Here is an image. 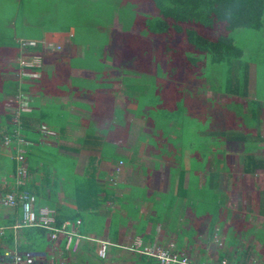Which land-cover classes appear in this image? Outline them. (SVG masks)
Instances as JSON below:
<instances>
[{
	"label": "crops",
	"instance_id": "obj_1",
	"mask_svg": "<svg viewBox=\"0 0 264 264\" xmlns=\"http://www.w3.org/2000/svg\"><path fill=\"white\" fill-rule=\"evenodd\" d=\"M143 8L138 4L132 23L127 25L129 19L124 20L118 11L108 15L109 23H100L103 18L97 15L91 17L94 26L107 36L99 46L92 45L87 35L71 32L72 24L47 33L12 31L17 45L0 53V195L19 190L16 171L22 155L28 171L22 189L36 195L35 209L46 208L67 220L74 235L69 242L64 235L51 241L48 233L36 226L14 228L21 219V207L0 205L4 232L0 264H11L6 255L15 249L43 252L60 264H157L154 258L123 247L133 243H158L195 260L227 257L235 264H264V252H260L264 244V173L243 170L245 189L251 194L244 215L237 203L230 206L237 174L221 143L216 146L219 151L214 147V154H208L206 141L202 146L185 143L175 135L178 127L172 123H167L163 137L154 135L158 126L145 117L152 104H143L142 98L134 95L136 86L146 90L144 78L149 74L143 71L153 61L166 78L168 75L163 52L153 54L151 43L143 41L142 25L157 15L138 11ZM29 10L10 17L9 26L27 29ZM23 41L35 45L23 46ZM127 59L137 62L133 65ZM229 66L233 79L246 67L248 82H238L236 93L224 87L214 93L238 100L224 103L228 105L225 110L237 114L238 108L254 134L246 142L230 141L256 154L254 149L264 148V139L255 134L264 138L259 129L264 68L257 79L253 60L242 57ZM220 80L226 82L223 76ZM156 93L157 106L166 109V95L159 89ZM22 94L29 98L23 108L18 101ZM247 100L260 102L257 114ZM42 125L48 131L43 132ZM241 126L234 123L232 129L240 131ZM5 135L10 136L7 145ZM244 160L242 154L241 162ZM208 179L215 185L213 189ZM208 194L215 202L213 210L204 203ZM224 228L225 248H215L211 235ZM101 241L110 243L105 257L99 254ZM244 243V250L237 247Z\"/></svg>",
	"mask_w": 264,
	"mask_h": 264
},
{
	"label": "rangeland",
	"instance_id": "obj_2",
	"mask_svg": "<svg viewBox=\"0 0 264 264\" xmlns=\"http://www.w3.org/2000/svg\"><path fill=\"white\" fill-rule=\"evenodd\" d=\"M73 1L75 3L73 2L72 4L68 0H0V53H2L3 50L12 49L13 45H11L10 42L12 40H16L11 34L14 30L17 32V34L26 33V31L28 34L29 32L47 33L54 29L58 30V28L64 29L66 26L69 28L72 27V25L73 27L69 29L71 32L73 31V33L79 34L80 37L81 35H87L86 37H88L92 45L94 44L99 46L101 42H106L107 36L102 34V32L94 26L95 22L94 19L91 20V17L94 18V15H97L95 17H98V19L103 18V21L100 23H109L108 19L110 17H108V15L114 11H118L122 13L124 20L129 19L125 22L127 25V22L128 24L132 23L131 18L134 16V12L136 10V6L133 5V1L136 0H96L95 3L91 2V0ZM145 2L147 1H142V4L139 3V5L144 8L138 9V11L149 15L156 14V12L152 11L153 9L151 10V6L149 7L148 4L145 5ZM27 8L30 9L28 11V20L26 22L27 29L25 26L17 25L15 28L9 26V18L19 14L21 11L24 12L25 9L27 10ZM140 15L142 16L144 14L140 13ZM142 19L143 22L146 21V18H138L139 21H142ZM117 26H120V23H118ZM143 26H147V23H144ZM141 35L144 39L143 41L151 43L150 48L153 49V54L157 55L164 51V45L166 43H171L173 46L179 48L181 45L180 42L184 40L182 35H178L176 37L177 39H173L168 36L155 34L148 29L143 30ZM230 35L235 38V41L237 42L236 44L242 48L244 60H253L256 66L257 79L260 76L262 77V71L264 68V23L261 29L238 28L232 31ZM130 41H127V43H130ZM148 43H145L144 45ZM111 44L112 43H110L108 46ZM183 47L184 51L186 45L184 44ZM151 56L153 60L154 57L153 55ZM127 60V62L134 63L133 65L136 64L135 62H137V60ZM155 61L148 64V66L145 67L147 69H144L143 71L144 73L149 74V77L145 76L146 78H144L148 82L146 85V90L141 91L138 86H136V89L133 90L136 99L142 98L143 104L148 102L152 104L151 110L148 112V114L145 113V117L148 118L147 120L149 121V124L158 126L157 131L153 134L158 135V137H163V134L167 131H165L167 123H172L174 127H178L177 129H174L175 135L180 137L179 139L185 141V143L191 141V144L196 143V145L202 146L204 145V141H206L208 145L206 147L208 154H214V147L217 148L221 143L220 148L224 149L227 152V156L229 155L228 157L231 158V168L237 174V190H235L232 194L233 197H230V199H232L230 200V206H235L237 203L238 206L240 205L241 213H244L245 215L247 203L251 201V194L248 189H245L247 178L244 175L246 172L243 173V163L241 162L242 154L245 155V152H243V149L239 143H232V141L226 142L224 139H222L223 137L211 136L207 135L205 132H202L205 130L216 129L225 130L227 127L228 129L233 130L232 126L234 123L237 124L239 122L242 124V131H245V134H249V136L252 137L253 133L246 121L244 123V116L238 114V108L235 110L237 114L229 113L232 109L228 108L230 110L229 112L225 110V108H227L226 106L228 105L225 106L224 103L238 100L214 93L216 90L220 91L223 87V84L220 82L221 75L219 72H217V70L213 72L212 69H209L208 67H201L199 70L190 71L189 69L187 70L184 62L180 63V61H178V63H180L178 65L179 74L173 78L170 76V65L165 61L164 67L168 71L166 78L165 74H163L165 71L163 70L164 72H161L157 66L155 67ZM205 76L211 78L209 79V82H206ZM168 77L173 80H168ZM145 80H143V83ZM161 81L164 82L162 83ZM159 86H161L162 90L159 88ZM249 87L251 89L252 85ZM157 89L163 92L166 95V99L169 101L167 103L168 107H166V109L157 106L156 104V98L158 99V95L156 93ZM218 102H222L223 104ZM240 102L244 104L245 101L244 99H240ZM260 112L261 122L259 129L263 134L264 101ZM180 113L181 116L179 115ZM217 149L218 151L220 150L219 148ZM253 151L256 153V155L264 156V148L262 146L254 149ZM194 159L196 158H193V160ZM213 200L214 199H212L209 194L204 198V203L209 207L210 210H213L212 206L215 204ZM203 205L204 204H201V206ZM212 213L213 211H211L210 214ZM256 214L257 212H255V215ZM233 215L235 216L234 213ZM212 216H215V213L212 214ZM247 230L250 231L249 229ZM225 232V228L220 231L215 229L211 235V244L216 246L215 248H225ZM236 232L235 234H237ZM233 233L234 230L231 228L229 234L232 235ZM226 245H228V243ZM228 246L227 248L229 249ZM237 247L244 250L247 248V244H238ZM260 252H264L263 243L260 245Z\"/></svg>",
	"mask_w": 264,
	"mask_h": 264
},
{
	"label": "trees",
	"instance_id": "obj_3",
	"mask_svg": "<svg viewBox=\"0 0 264 264\" xmlns=\"http://www.w3.org/2000/svg\"><path fill=\"white\" fill-rule=\"evenodd\" d=\"M142 1L149 2L153 11L158 13L149 18L146 22L147 26L142 25V31L148 29L155 34L173 39L178 35H182L184 38L180 42L179 48L171 43L164 45L163 57L170 65L171 77L175 78L179 74L178 65L184 62L187 70L190 71L199 70L201 67H208L213 72L217 70L221 77L226 79L223 87L230 93L238 92V82L241 83V80L245 84L248 82L249 73L246 67L242 70L243 73L234 74V79L231 77L229 65L232 60L242 59L243 50L236 44L235 38L230 33L238 28L261 29L264 23V0H136L133 1V5L137 7ZM10 43L13 46L17 45L15 40ZM184 44L186 51H183ZM205 78L208 81L211 79L207 76ZM247 102L250 103L253 113L257 114L260 102L256 100H247ZM205 133L223 137L224 140L242 142H246L249 136L242 130L216 129L207 130ZM255 134L256 138L264 139L259 133ZM243 150L245 151L244 172L264 173V156L250 153L249 147H245ZM213 166L215 167V164L211 165L212 169ZM209 179V188L213 189L215 185ZM17 184V188L21 190L24 182ZM54 220L55 225H60L64 218L59 216V213H54ZM38 229L47 232L44 228L38 227Z\"/></svg>",
	"mask_w": 264,
	"mask_h": 264
},
{
	"label": "built area",
	"instance_id": "obj_4",
	"mask_svg": "<svg viewBox=\"0 0 264 264\" xmlns=\"http://www.w3.org/2000/svg\"><path fill=\"white\" fill-rule=\"evenodd\" d=\"M23 46H34L33 41H23L21 42ZM34 74V73H30ZM36 75V73H35ZM28 96L20 95L19 105L21 108L27 107ZM17 119H13L16 123ZM43 132L48 130L42 125ZM18 141H23V139L14 133ZM10 142V136H4V144L7 145ZM19 165L16 171V177L18 183H23L28 177V172L26 165L24 163V157L22 155L18 156ZM36 202V195L26 189H21L12 193L1 194L0 195V205L15 207L19 205L21 207V219L14 225V228L36 226L46 229L48 237L51 241H55L59 235H64L66 240L69 242L74 233L68 229V221H63L60 225H55L54 214L46 208L35 209L34 204ZM76 224L80 223V219H77ZM3 229L0 227V237L3 235ZM110 243L108 241H101V247L99 254L105 257L106 251ZM129 251L140 253L147 257L155 258L157 264H235L230 262L226 257L217 258L214 260H195L188 254L174 250L173 248L160 245L158 243H151L147 245H140L139 243H133L128 246H123ZM11 264H60L52 259L46 258L43 252H37L32 250H13L7 252V255Z\"/></svg>",
	"mask_w": 264,
	"mask_h": 264
},
{
	"label": "bare ground",
	"instance_id": "obj_5",
	"mask_svg": "<svg viewBox=\"0 0 264 264\" xmlns=\"http://www.w3.org/2000/svg\"><path fill=\"white\" fill-rule=\"evenodd\" d=\"M42 207V206H41ZM81 221V220H80Z\"/></svg>",
	"mask_w": 264,
	"mask_h": 264
}]
</instances>
